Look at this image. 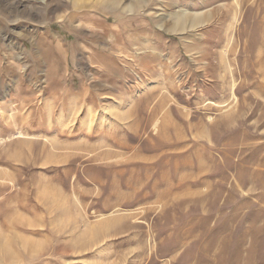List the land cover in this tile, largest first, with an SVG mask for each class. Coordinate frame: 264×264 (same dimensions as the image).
Returning <instances> with one entry per match:
<instances>
[{"label":"rangeland","instance_id":"1","mask_svg":"<svg viewBox=\"0 0 264 264\" xmlns=\"http://www.w3.org/2000/svg\"><path fill=\"white\" fill-rule=\"evenodd\" d=\"M0 264H264V0H0Z\"/></svg>","mask_w":264,"mask_h":264},{"label":"bare ground","instance_id":"2","mask_svg":"<svg viewBox=\"0 0 264 264\" xmlns=\"http://www.w3.org/2000/svg\"><path fill=\"white\" fill-rule=\"evenodd\" d=\"M116 1V0H115ZM117 1H119V0H117ZM184 19V18H183ZM205 128H206V126H205ZM113 153V152H112ZM157 155V154H156ZM156 157V156H155Z\"/></svg>","mask_w":264,"mask_h":264}]
</instances>
